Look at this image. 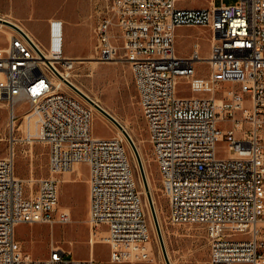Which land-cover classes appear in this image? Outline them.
Returning a JSON list of instances; mask_svg holds the SVG:
<instances>
[{
	"label": "built area",
	"instance_id": "2783aa9c",
	"mask_svg": "<svg viewBox=\"0 0 264 264\" xmlns=\"http://www.w3.org/2000/svg\"><path fill=\"white\" fill-rule=\"evenodd\" d=\"M109 2L118 3V16H109ZM176 2L104 0L92 29L94 55L130 65L150 153L160 152L154 161L168 220L202 224L208 264H264V0L203 8ZM9 27L0 48V101L9 107L8 152L0 157V264H98L92 254L67 257L70 252L52 244L45 258H34L15 238L21 222L69 221L58 208L56 176L82 162L87 223L105 229L109 261H147V209L122 139L92 133V107L64 77L75 61L64 55L63 20H48L43 43ZM178 27L207 32L208 56L197 41L189 54H177ZM197 61L208 65L211 95H178L179 78H192ZM225 83L230 87L219 93ZM19 102L29 104L21 109L22 136ZM44 113H52L53 124H45ZM220 141L223 156L216 152ZM34 142L48 147L47 176L27 193L15 175V145Z\"/></svg>",
	"mask_w": 264,
	"mask_h": 264
},
{
	"label": "rangeland",
	"instance_id": "374dc122",
	"mask_svg": "<svg viewBox=\"0 0 264 264\" xmlns=\"http://www.w3.org/2000/svg\"><path fill=\"white\" fill-rule=\"evenodd\" d=\"M196 1L190 0L188 3ZM215 1L220 2V0ZM223 1L232 4L236 0ZM103 3L104 0H0V14L13 13L18 22L23 24L24 21V26L29 29L31 35L42 43L46 38L44 18L50 15L63 20L65 27L64 55L75 61L72 68L68 70L69 78L79 85L83 93L85 92L96 100L109 114L115 117L125 127L138 147L165 250L171 261L173 264H208V242L202 224H173L168 220L167 199L160 190L157 165L152 152L150 153L146 126L138 105L129 63L122 57L105 62L96 60L93 51L95 41L92 29L97 20L98 9L102 8ZM1 28L3 31L0 30V48L4 47L7 42L4 29L12 33L10 27L2 26ZM194 41L199 43L200 54L208 56L210 44L207 32L198 27H178L175 30L177 54H189ZM194 69L192 78H179L176 85L177 94L180 96L211 95L212 91L207 81L209 73L207 63L197 61L194 64ZM228 87L230 84H222L218 89L219 93ZM215 97L220 96L216 95ZM86 101L88 102V100ZM89 102L92 103V100ZM23 107L27 109L29 104L22 105L19 102L16 105V124L19 125L17 132L19 136H22L25 130L21 120ZM92 110L91 131L95 136L116 135L122 139L134 172L137 189L143 205L147 209L151 245L150 259L133 264H166L152 219L148 193L139 170L136 153L123 133L119 132L103 113L94 107ZM8 121L9 107L5 102L0 101V157L5 156L8 152ZM216 152L220 156L226 154L224 142L217 143ZM47 163L48 147L45 143H18L15 145V175L22 180L25 192L36 191L38 180L47 176ZM75 167L80 168L81 175L74 183L70 181V177L71 174L77 177ZM75 167L74 171L62 172L56 176L59 179L58 208L69 213V221L54 222L53 224L21 222L15 227V238L20 242L22 249L34 258H45L52 244L70 252L71 254H68L67 257L88 258L92 254L98 264H130L110 262L105 229L90 230L87 223V165L82 162L79 166L76 164ZM30 182L32 183L31 187Z\"/></svg>",
	"mask_w": 264,
	"mask_h": 264
},
{
	"label": "bare ground",
	"instance_id": "6f19581e",
	"mask_svg": "<svg viewBox=\"0 0 264 264\" xmlns=\"http://www.w3.org/2000/svg\"><path fill=\"white\" fill-rule=\"evenodd\" d=\"M15 15L13 13H8L6 15H1L0 14V29H3L1 28L2 26H5V27H8V25H6L5 23L9 22V23H12L14 25H16L18 28H20L22 31H24L26 34H28L33 40L35 39L32 35H31V32L28 31V29L25 28L24 24H21L20 22H18V20L16 19V16L14 17ZM109 16H118V3L117 2H110V6H109ZM5 22V23H3ZM8 24V23H7ZM3 31V30H2ZM4 32L6 33L7 37L11 34L10 31L8 30H5L4 29ZM93 60V59H92ZM92 62H96V61H92ZM98 62V61H97ZM64 77L68 79V81L73 84L79 91H81L83 93V90L79 87V85H77L72 79L69 78V75H65L64 74ZM77 92V91H76ZM78 93V92H77ZM85 93V92H84ZM83 93V94H84ZM81 96V95H80ZM85 96H87L89 99L92 100V103L89 102L90 106L91 107H94L96 108L99 112L103 113L101 111L100 108H102L103 110H105L101 105H99L96 100H94L93 98L89 97L86 93H85ZM82 97V96H81ZM85 100H87L85 97H83ZM90 100V101H91ZM98 104L97 106H99L98 108L94 106V104ZM141 109V108H140ZM106 111V110H105ZM107 112V111H106ZM104 114V113H103ZM105 115V114H104ZM115 118V117H114ZM109 119V118H108ZM116 119V118H115ZM44 120H45V124H53V115L52 113H44ZM117 120V119H116ZM111 121V120H110ZM118 121V120H117ZM112 122V121H111ZM119 122V121H118ZM120 123V122H119ZM112 124L118 129L119 132H121V129L115 124L112 122ZM122 125V124H121ZM122 127L125 129V127L122 125ZM136 147V150H137V153L141 159V154H140V151L138 149L137 146ZM152 155L154 157V160H160V152H152ZM75 167V166H74ZM77 173L79 174L80 170H79V167H75ZM32 179V178H31ZM29 180V179H28ZM148 180H146L147 182ZM31 183V182H30ZM147 185H148V188H149V184L147 182ZM150 191V189H149ZM164 243V242H163ZM150 242H149V247H150ZM166 255H167V259L169 261V264H173V262L171 261V258L169 257V254L168 252H166ZM167 264V263H166Z\"/></svg>",
	"mask_w": 264,
	"mask_h": 264
},
{
	"label": "water",
	"instance_id": "95a60500",
	"mask_svg": "<svg viewBox=\"0 0 264 264\" xmlns=\"http://www.w3.org/2000/svg\"><path fill=\"white\" fill-rule=\"evenodd\" d=\"M10 26H12L13 28L19 30V28L12 24V23H9L7 22ZM70 87L76 92H78L79 95H81L82 97H85L87 100L90 101V99L85 96V94H83L81 91H79L73 84H71L70 82L66 81ZM97 106V105H96ZM99 107V106H97ZM99 109H101V111L105 114V116L107 118H109V120H111L113 123H115L120 129H121V132L123 133V135L126 137V139L128 140V142L130 143L131 147L133 148L134 152L136 153V156H137V161H138V166H139V170H140V173L142 175V178H143V181H144V184H145V188L147 190V193H148V199H149V204H150V211H151V215H152V219H153V222H154V226L156 228V232H157V235H158V239H159V242H160V245H161V248H162V252H163V255H164V258H165V261L167 264H169V261L167 259V255H166V250H165V246H164V243H163V238H162V235H161V231H160V227H159V222H158V219H157V215H156V212H155V208L153 206V202H152V199H151V195H150V192H149V188H148V185H147V182H146V177H145V173H144V169H143V165H142V162L140 160V157L137 153V150L135 148V145L130 137V135L128 134V132L122 127V125L111 115L109 114L108 112H106L105 110H103L102 108L99 107Z\"/></svg>",
	"mask_w": 264,
	"mask_h": 264
},
{
	"label": "crops",
	"instance_id": "0c3cea01",
	"mask_svg": "<svg viewBox=\"0 0 264 264\" xmlns=\"http://www.w3.org/2000/svg\"><path fill=\"white\" fill-rule=\"evenodd\" d=\"M189 1L190 0H177L176 4L178 7H187V8H194V7L203 8V7H209V6H214V5L219 4L215 0H197L194 3H188ZM50 18H51L50 15L44 18V24L46 27H47L48 20ZM23 24H24V21H23ZM25 28L27 29L26 26H25ZM28 31H29V29H28ZM78 166H79V164H78ZM73 170H75V169L73 168ZM76 173H77V171H76ZM80 175H81V172H80V174L77 173V177H74L73 174H71L70 181L75 183V181H77V179H78V177H80ZM86 179H87V175H86ZM29 184L31 185L32 183H29ZM87 194H88V186H87ZM87 202H88V199H87Z\"/></svg>",
	"mask_w": 264,
	"mask_h": 264
}]
</instances>
